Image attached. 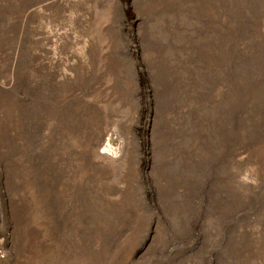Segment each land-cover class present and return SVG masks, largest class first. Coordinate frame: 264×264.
Returning a JSON list of instances; mask_svg holds the SVG:
<instances>
[{
	"label": "rangeland",
	"instance_id": "1",
	"mask_svg": "<svg viewBox=\"0 0 264 264\" xmlns=\"http://www.w3.org/2000/svg\"><path fill=\"white\" fill-rule=\"evenodd\" d=\"M0 264H264V0H0Z\"/></svg>",
	"mask_w": 264,
	"mask_h": 264
}]
</instances>
